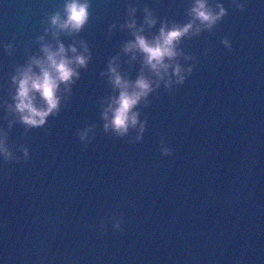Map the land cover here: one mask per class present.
<instances>
[{"label": "water", "instance_id": "1", "mask_svg": "<svg viewBox=\"0 0 264 264\" xmlns=\"http://www.w3.org/2000/svg\"><path fill=\"white\" fill-rule=\"evenodd\" d=\"M128 2L91 0L81 31L60 33L66 45L87 40L92 57L60 111L28 128L14 113L4 118L3 101L11 102L16 66L42 55L41 43L55 45L45 28L64 0H0V125L20 157H0V262L264 264V3L224 0L228 11L211 31L182 39L178 47L194 59L180 60L194 69L137 105L147 125L136 140V128L105 131L102 116L113 92L109 58L118 54L133 79L141 68L142 53L133 60L123 51L133 38L119 26ZM133 2L140 22L144 4L161 18H189L191 0ZM90 123L82 141L77 130ZM162 137L171 153L161 151Z\"/></svg>", "mask_w": 264, "mask_h": 264}, {"label": "clouds", "instance_id": "2", "mask_svg": "<svg viewBox=\"0 0 264 264\" xmlns=\"http://www.w3.org/2000/svg\"><path fill=\"white\" fill-rule=\"evenodd\" d=\"M238 8H244L246 0H231ZM264 3V0H261ZM91 0H64L63 11H55L49 17V26L45 32H52L55 45L52 42L41 43L42 55L29 57L25 64L17 65L11 73L12 90L11 102L4 100L6 108L4 118L14 113L28 128L43 126L48 117L60 111L62 101L72 94L73 85L81 76L80 69L87 68L92 57V49L87 40L65 44L59 39L61 32L78 33L89 22L92 15ZM138 5L129 0L127 11L120 21L121 28L131 30V39L123 43V51L131 52V59H136L142 53L141 68L133 79L121 71L119 55L111 56L108 60L106 74L111 82L113 92L102 103L104 130L112 131L119 136L126 135L130 129L136 128V140L143 137L147 118L140 119L141 102L149 103V96L161 83L166 88L183 83L194 69L193 63H183L193 60L189 52L178 47L185 36H195L204 29L211 31L219 20L227 13L224 0H191L187 9L188 19L183 22L168 17L161 18L148 4L143 6V18L137 15ZM159 29L152 35L145 32V27L155 26ZM116 21L108 25L109 31L116 28ZM38 39L44 40L41 35ZM222 43L232 47L229 37L224 36ZM12 47L11 44L5 46ZM147 69V71H146ZM104 73H102L103 75ZM63 85V87H62ZM118 90V92L116 91ZM14 121L10 120L9 125ZM95 124H87L78 129L82 141L91 139L90 132ZM8 130L0 125V157L4 160L19 159L9 143ZM20 148L25 159L29 158L30 150L21 144ZM161 151L171 153L173 149L161 138ZM114 227H122V218L113 217ZM2 264V262H0Z\"/></svg>", "mask_w": 264, "mask_h": 264}]
</instances>
